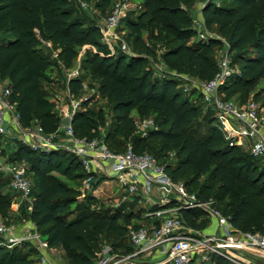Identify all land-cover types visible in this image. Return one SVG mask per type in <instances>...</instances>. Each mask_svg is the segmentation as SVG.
I'll return each mask as SVG.
<instances>
[{
    "label": "trees",
    "instance_id": "1",
    "mask_svg": "<svg viewBox=\"0 0 264 264\" xmlns=\"http://www.w3.org/2000/svg\"><path fill=\"white\" fill-rule=\"evenodd\" d=\"M142 1L139 19L130 22L140 50L156 54L155 45H149L143 30L161 25L172 37L169 42L174 43L162 55L169 69L201 81L213 78L220 66L212 53L223 41L200 36L188 8L196 0ZM78 2L81 6L83 2L89 5V0ZM100 4L105 11L111 0H101ZM202 8L206 28H218L227 39L232 66L238 65L221 88L223 97L230 99L237 92L255 91L254 99L260 102L264 96V87L257 90L264 79V0H207ZM76 13L73 0H0V81L7 80L11 87L22 125H33L38 119L47 133L59 129L63 118L44 87L46 72L53 63L71 68L80 47H95L86 49L85 64L99 77L101 93L108 96L119 114L114 131L103 136L110 148L124 151L129 145L122 138L135 125L133 111L141 118L154 117L156 127L145 136H136L132 143L135 150L154 154L174 180L184 181L200 198L224 204L223 212L231 216L240 231L264 233V163H258L264 159L254 156L247 145L230 144L216 126L215 110L193 88L191 93L198 94L207 105V130L201 134L200 106L184 94L177 76L159 75L141 52L128 54L119 50L112 54L102 40L101 25L87 23ZM44 39L51 40L53 47L59 49L55 58L44 51L48 47ZM81 69L68 82L69 91L76 96L84 87V64ZM240 97L239 103L247 101ZM105 122L104 111L90 108L88 102L73 119L76 133L89 137L102 136ZM109 137L113 145L108 142ZM153 139L161 140L157 150L150 144ZM14 148L11 161L26 160L28 176L30 172L35 176V183L29 176L33 184V208L30 210L28 203L23 202L19 212L27 213L28 220L36 224L51 247L63 249L68 264H95L103 249L101 235L108 231L126 240V244L120 241L109 245L115 252L131 253L134 250L129 239L131 226L156 221L134 209L125 215L119 209L109 213L91 210L86 203L74 209L73 204L78 202L76 191L58 174L84 179L79 158L65 149L36 150L24 142ZM104 179L98 177L93 185L98 187ZM12 204L13 199H8L2 210L14 207ZM180 214L191 226L205 228L208 224L201 218L204 212L200 209H182ZM140 218L144 223L134 221ZM120 219L124 222L120 223ZM26 242V246H31L30 253L19 246L8 249L0 245V264H36L39 252L32 241ZM191 264L236 263L212 253L208 260L199 262L195 258Z\"/></svg>",
    "mask_w": 264,
    "mask_h": 264
},
{
    "label": "built area",
    "instance_id": "2",
    "mask_svg": "<svg viewBox=\"0 0 264 264\" xmlns=\"http://www.w3.org/2000/svg\"><path fill=\"white\" fill-rule=\"evenodd\" d=\"M83 5L88 6L86 2ZM129 6L128 0L118 1L101 24L102 40L112 54L119 50L134 53L129 51L119 31ZM195 22L200 36L204 37L202 27L208 30L204 19ZM42 41L48 47H53L51 40ZM219 66V72L205 81L176 71L170 73L193 82L194 88L203 95L207 105L215 110L216 126L230 144L247 145L254 156L264 159V109L254 98L243 104L234 99H225L221 88L235 71L228 50L220 59ZM78 75L79 70L76 69L70 73V78ZM185 90L188 91L189 88L185 87ZM92 95L77 98L69 91L70 105L67 109H62V118L68 116L73 120ZM0 102V133L18 131L23 135L25 143L36 150L63 148L75 154L85 171L86 187H90L94 179L107 176L119 181L124 193L129 196L140 191L144 196L151 197L154 189L161 192V199L153 200V208L146 213L147 217L157 222L130 228L129 239L134 250L127 254L119 253L108 245L95 264H191L195 258L199 261L208 260L212 253L224 256L236 264H259L253 261L248 252L251 249L264 252V233L240 231L233 224L231 216L217 207L215 199H202L196 192L190 191L184 181L174 180L166 170V165L151 152L139 153L132 144L124 151H115L103 136L78 135L73 121L69 124L61 123L59 129L52 133L45 132L40 124L24 126L17 102L12 100L11 87L1 81ZM6 114H9V118ZM135 125L143 135H147L150 129L156 127V122L154 117H140ZM62 133L66 140L59 142L58 137ZM5 169L10 175V186L20 193V199L14 205L15 210L19 211L23 202H27L28 208L32 210L33 184L27 174V162L14 161ZM182 209H200L216 218V231L208 234L204 228L187 224L180 214ZM26 240L32 241L39 252L36 264H56L51 256L54 247L49 245L33 221H30L27 232L20 235L16 234L14 225L0 222V245Z\"/></svg>",
    "mask_w": 264,
    "mask_h": 264
},
{
    "label": "rangeland",
    "instance_id": "3",
    "mask_svg": "<svg viewBox=\"0 0 264 264\" xmlns=\"http://www.w3.org/2000/svg\"><path fill=\"white\" fill-rule=\"evenodd\" d=\"M118 1H125V0H111L110 6L104 11L103 7L101 6V0H89L88 6H81L78 2V0H73V4L77 9V16H81L83 19L86 20L87 23H98L102 24L111 11L113 10V7L115 3ZM130 3L129 9L127 10L125 16L122 18V21L120 23L119 31L120 35L122 36L123 40L127 43L129 47L130 52H137L143 54L147 57L148 64L153 66L154 69L159 73V75H166L171 74L170 72L172 70L169 69L167 64L164 62L162 55L164 51L171 45H174V43H170L169 40L172 38L171 35H168L165 31L162 30L161 25H158L157 28L154 30L151 28H145L143 30V36L148 41L149 45L153 44L156 47V54H147L144 51L140 50V44L136 40V34L132 32L130 28V22L131 21H137L143 11V1L142 0H128ZM207 0H196L195 3H191L188 8L190 12L192 13L195 20L202 19V7L205 5V2ZM218 2H221L222 0H217ZM196 24V22H195ZM218 28L215 26L212 29L206 30L204 27H202L201 31L204 33V39L213 36L222 39L223 44L221 46H215L213 55L214 57L220 61L223 54L228 50V42L227 39L220 35V33L217 30ZM197 37H195L193 40H196ZM147 43V44H148ZM87 48H92L95 50V47H91L90 45H86L83 47H80V53L79 56L75 62V64L71 68H61L55 63L52 64V66L48 69L46 72V79L44 80V87L48 92L49 99H51L56 104V110L59 115H62V109H67L70 105V99H69V87L68 82L70 78V73L74 70L78 69L79 72H81V66H85V69L83 70L84 75V87L81 92V94L78 97H89L92 95L88 102V106L92 109H95L96 111L102 109L106 116V122L101 127V135L105 136L108 131H114L118 121H119V114L113 109V102L108 98L107 95H104L101 93L99 86H100V79L97 75H95L91 68L88 66V64H85V53ZM45 52H49L53 54V57H56V54L58 53L59 49L54 47H45ZM232 57V56H231ZM237 66H234L236 69ZM180 79V87L183 89L184 94L190 97L191 99H194L198 105L200 106V116L198 118V128L200 130L201 134H204L207 130V119L205 117L206 111H207V105L205 102H203L202 98L196 94L193 95L191 93L192 89L194 88L193 82L186 80L183 77H178ZM1 82L8 84L7 80H1ZM185 87H188L189 90L186 91ZM264 87V79L260 82L258 85L257 90H260ZM255 91L253 92H247L244 91L242 94L240 92H237L233 94V96L230 99H234L238 101L239 97L244 100L247 99V101L251 98H254ZM246 101V102H247ZM260 104L262 108L264 109V96L260 101ZM132 115L135 118V121L140 118V116L137 114L136 111H133ZM36 119V122L31 126H36L38 123ZM113 135V134H112ZM145 136L143 135V132L139 130V128L134 125L133 129H129L126 131V137L122 138L124 141V144H132L133 140L136 138V136ZM24 137L21 133H16L13 135L10 134H0V222H4L9 225H14L16 229V234H24L28 230V225L30 223V220L27 218V213H20L14 212L15 210L12 208H8L5 210H2V206L6 205L8 199H13L14 204L20 199V195L16 194L15 191L12 190V187L10 186V175L6 171L5 167L9 165L14 157L15 146H18L19 143L24 142ZM66 139H62L61 141L64 142ZM59 141V140H58ZM160 139H153L150 141V144L153 146V150H157L160 146ZM60 142V141H59ZM108 142L113 145V139L112 137H109ZM124 146V145H123ZM63 149V148H61ZM67 151V150H65ZM69 152V151H68ZM264 160H258V163L262 165ZM25 162H27L25 160ZM29 165V163L27 162ZM68 185L72 186L76 191V196L78 199V202L73 204L74 209H79L81 206H83V203H86L85 205L88 206L91 210L100 211V212H115L118 209L122 211V213L125 215L127 213H130L131 210L135 211H142L141 215H143L147 210L150 209V206L146 204V199H130L129 195L124 193V191L120 188V183L115 178L104 176V180L100 183L98 187H95L93 185L94 181L97 179H94L91 182L90 187L85 186V182L83 178H77V177H67L65 175L58 174ZM30 178L35 183V176L30 172L29 173ZM123 192V193H122ZM16 195V196H15ZM142 218V216H141ZM140 219H134V221H141ZM213 226L210 228L205 229V233H214L216 231L217 227V219L212 217ZM10 222V223H9ZM120 223H123V219H120ZM213 229V230H212ZM103 237V249L102 252L110 245L112 242H123L126 244V240H122L121 238H117L113 232H105L101 235ZM26 241H22L19 243H13V244H6L3 245L8 249H13V247L19 246V249L23 251H31V246H26ZM33 244V242H32ZM31 244V245H32ZM59 249H53L51 251V256L55 260L56 264H68L67 257L64 254L63 249L60 251ZM100 251L98 252V254ZM32 256L35 255L31 254ZM100 255V254H99ZM200 262V261H199Z\"/></svg>",
    "mask_w": 264,
    "mask_h": 264
},
{
    "label": "crops",
    "instance_id": "4",
    "mask_svg": "<svg viewBox=\"0 0 264 264\" xmlns=\"http://www.w3.org/2000/svg\"><path fill=\"white\" fill-rule=\"evenodd\" d=\"M202 16H203V13H202ZM1 104L2 103L0 102V108H1ZM6 117L9 118V114H6ZM16 133H18V131L12 132L13 135H15ZM62 139H65V136H64L63 133L58 137L59 141H61ZM120 188L124 191V189L121 186H120ZM161 197H162L161 192H159L157 189H154V191L151 193V197H146V196L143 195L142 192L139 191L138 193L130 196L129 198L130 199H146V204H148L150 206L149 210H151L153 208V206H154L153 200H159V199H161ZM223 206H224V204H220V203L218 204L217 203V207L220 208L222 211H223V209H222ZM13 209L15 210L14 207H13ZM149 210H147V211H149ZM147 211L144 213L143 216H146ZM14 212H18V211L15 210ZM201 218H205L207 220V223H208L207 226L204 229L208 228L209 226H210V228L213 226L212 225L213 224L212 217H210L209 215L204 213V216H202ZM148 221L150 222L149 219H148ZM141 222L144 223V219L141 220ZM54 249H59V248H54ZM60 251H62V250L60 249ZM248 254L253 259L254 262L262 264L261 261H264V252L261 251V250L251 249L248 252Z\"/></svg>",
    "mask_w": 264,
    "mask_h": 264
},
{
    "label": "water",
    "instance_id": "5",
    "mask_svg": "<svg viewBox=\"0 0 264 264\" xmlns=\"http://www.w3.org/2000/svg\"><path fill=\"white\" fill-rule=\"evenodd\" d=\"M73 120L70 119V117H64L62 120H61V123L62 124H69L70 122H72ZM262 264H264V261H261Z\"/></svg>",
    "mask_w": 264,
    "mask_h": 264
}]
</instances>
